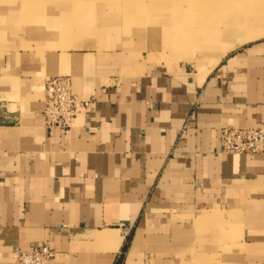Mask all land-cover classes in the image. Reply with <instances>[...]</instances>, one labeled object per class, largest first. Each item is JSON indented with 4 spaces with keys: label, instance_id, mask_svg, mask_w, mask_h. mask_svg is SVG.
<instances>
[{
    "label": "crops",
    "instance_id": "crops-1",
    "mask_svg": "<svg viewBox=\"0 0 264 264\" xmlns=\"http://www.w3.org/2000/svg\"><path fill=\"white\" fill-rule=\"evenodd\" d=\"M16 44L0 38V264L42 243L50 264H207L216 239L264 264V154L221 146L222 127H264V38L203 67L152 64L118 39ZM56 73L94 98L69 130L30 96Z\"/></svg>",
    "mask_w": 264,
    "mask_h": 264
},
{
    "label": "rangeland",
    "instance_id": "rangeland-1",
    "mask_svg": "<svg viewBox=\"0 0 264 264\" xmlns=\"http://www.w3.org/2000/svg\"><path fill=\"white\" fill-rule=\"evenodd\" d=\"M0 7L9 12L0 15L8 20L0 38L7 36L18 43L7 48L24 52L101 49L118 39V48L144 51L152 64L203 67L264 38V0H0ZM235 17L246 23L238 39L223 33V20ZM248 32L254 37L246 38ZM45 82L30 96L43 101ZM203 249L199 261L207 264L243 262L240 245L222 251L216 239L214 252Z\"/></svg>",
    "mask_w": 264,
    "mask_h": 264
},
{
    "label": "built area",
    "instance_id": "built-area-1",
    "mask_svg": "<svg viewBox=\"0 0 264 264\" xmlns=\"http://www.w3.org/2000/svg\"><path fill=\"white\" fill-rule=\"evenodd\" d=\"M43 90V116L48 127L69 130L78 113L94 102V98L80 95L68 74L49 77ZM0 108L7 109L4 101H0ZM221 146L224 152L264 154V127H222ZM55 255L48 243H42L32 249H20L16 264H50Z\"/></svg>",
    "mask_w": 264,
    "mask_h": 264
},
{
    "label": "bare ground",
    "instance_id": "bare-ground-1",
    "mask_svg": "<svg viewBox=\"0 0 264 264\" xmlns=\"http://www.w3.org/2000/svg\"><path fill=\"white\" fill-rule=\"evenodd\" d=\"M224 23H228L227 26L225 27V29L223 30V33H226L228 35H230L231 38H233L232 36L235 35V38L238 39L241 33V31L243 30L244 25H246V23L242 24L243 22L240 20V17H235V18H227L225 20ZM217 32H214L213 34H215ZM216 35V34H215ZM246 38H251L254 37V35L250 34L249 32L245 35ZM233 38V39H235Z\"/></svg>",
    "mask_w": 264,
    "mask_h": 264
}]
</instances>
